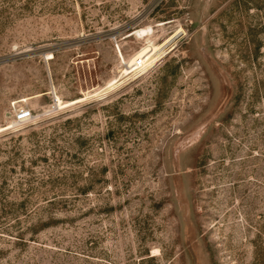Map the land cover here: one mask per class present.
<instances>
[{"label": "rangeland", "instance_id": "obj_1", "mask_svg": "<svg viewBox=\"0 0 264 264\" xmlns=\"http://www.w3.org/2000/svg\"><path fill=\"white\" fill-rule=\"evenodd\" d=\"M21 107L0 264H264V0H0Z\"/></svg>", "mask_w": 264, "mask_h": 264}, {"label": "bare ground", "instance_id": "obj_2", "mask_svg": "<svg viewBox=\"0 0 264 264\" xmlns=\"http://www.w3.org/2000/svg\"><path fill=\"white\" fill-rule=\"evenodd\" d=\"M168 48V47H167ZM167 48H166V46L165 47H163L162 48V50H161V52H160V56L167 50ZM169 50V49H168ZM142 56H144L145 58H147L148 57V55H147V53L145 52V51H143V52H141L140 53ZM164 55V54H163ZM160 56L159 57H155V58H152V59H150L149 61H147L144 65H142V66H140V67H138V68H136V70L135 71H133V73H138V72H143L145 69H148L149 67L148 66H150V65H152L157 59H159L160 58ZM48 58H51V55H49L48 56ZM132 63V62H131ZM148 67V68H147ZM141 74V73H140ZM137 75V74H136ZM116 84H118V81H115V80H113V81H111L110 83H109V85H108V90L111 88V87H113L114 85L116 86ZM95 94H97V92L96 93H94V94H92V95H95ZM54 100H55V106L58 108V109H64V108H67V107H69V106H71V105H74V104H76V103H79V102H81L83 99L82 98H77V99H75V100H72V101H70V102H59L58 101V99L56 98V96H54ZM55 108V107H54ZM56 110V109H55ZM48 111V110H47ZM51 113V112H50ZM12 123H13V121H11ZM17 125H10V124H7V126L6 127H0V132H2V131H5V129H7L8 127H11V128H15ZM18 127V126H17ZM10 128V129H11Z\"/></svg>", "mask_w": 264, "mask_h": 264}, {"label": "built area", "instance_id": "obj_3", "mask_svg": "<svg viewBox=\"0 0 264 264\" xmlns=\"http://www.w3.org/2000/svg\"><path fill=\"white\" fill-rule=\"evenodd\" d=\"M30 118L31 111L29 109L21 107L16 113L15 118L13 119V124L19 125L21 123H24L25 121H28Z\"/></svg>", "mask_w": 264, "mask_h": 264}]
</instances>
